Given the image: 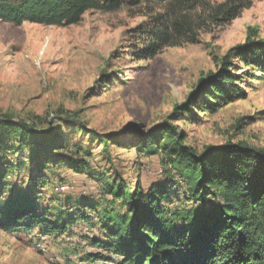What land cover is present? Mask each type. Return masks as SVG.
<instances>
[{"label": "trees", "instance_id": "16d2710c", "mask_svg": "<svg viewBox=\"0 0 264 264\" xmlns=\"http://www.w3.org/2000/svg\"><path fill=\"white\" fill-rule=\"evenodd\" d=\"M174 2L194 10L200 0ZM121 6L122 0H0V21L70 27L89 11ZM244 9L227 1L215 13L230 23ZM185 17L186 12L171 27L157 23L136 57L153 58L164 47L179 45L171 42V29L179 35L186 34V27L190 32ZM243 70L249 77L250 70L264 76V41L229 50L217 72L200 80L205 96L199 102L192 93L167 121L137 131L133 148L140 158L133 181L111 159L112 148L130 149L120 136H97L109 172H114L106 176L94 167L89 150L68 144L67 129L84 130L77 114L23 120L0 112V232L29 235L39 230L42 236L60 238L72 237L78 229L93 248L89 261L96 264H264V149L228 142L197 153L173 125L181 115L214 114L246 99ZM154 161L155 170L149 165ZM62 175L96 183L98 201L69 199L60 192L66 201L54 205L65 214L42 207L47 190H62L67 183L69 177Z\"/></svg>", "mask_w": 264, "mask_h": 264}, {"label": "rangeland", "instance_id": "374dc122", "mask_svg": "<svg viewBox=\"0 0 264 264\" xmlns=\"http://www.w3.org/2000/svg\"><path fill=\"white\" fill-rule=\"evenodd\" d=\"M227 1L246 7L230 23L215 13ZM184 12L190 32L186 27V34L179 35L171 29L170 40L179 45L166 46L153 58L136 57L148 31L161 21L165 27L175 25ZM251 41H264V0H200L194 10L174 0H122L119 9L89 11L70 27L0 21V112L23 120L77 114L84 130L67 129L68 144L89 150L94 167L106 176L114 172H109L97 136H120L130 149L112 148L111 159L114 168L133 181L140 158L133 148L137 131L145 133L167 121L192 93L199 102L205 96L200 80L217 72L229 50ZM251 72L253 77L246 71L242 75L246 99L214 114L174 119L173 125L186 134L187 146L197 153L228 142L264 149V76ZM149 165L157 167L156 161ZM62 176L69 177L67 183L62 190H47L42 207L65 214L54 205L65 200L60 192L69 199L88 196L98 201L96 183ZM73 232L60 238L42 236L39 230L29 235L0 232V264H96L87 257L93 248L84 233Z\"/></svg>", "mask_w": 264, "mask_h": 264}, {"label": "crops", "instance_id": "0c3cea01", "mask_svg": "<svg viewBox=\"0 0 264 264\" xmlns=\"http://www.w3.org/2000/svg\"><path fill=\"white\" fill-rule=\"evenodd\" d=\"M78 230V229H77Z\"/></svg>", "mask_w": 264, "mask_h": 264}]
</instances>
